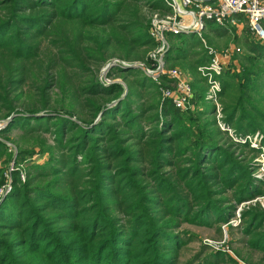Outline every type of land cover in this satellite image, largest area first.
I'll use <instances>...</instances> for the list:
<instances>
[{
  "label": "trees",
  "instance_id": "1",
  "mask_svg": "<svg viewBox=\"0 0 264 264\" xmlns=\"http://www.w3.org/2000/svg\"><path fill=\"white\" fill-rule=\"evenodd\" d=\"M159 11L171 8L164 0H0V153L7 142L17 153L9 171L0 168V192L11 187L0 198V264H177L183 223L229 224L238 205L264 196L256 162L264 154V43H242L246 53L224 73L220 93L227 128L240 139L258 135L255 148L228 140L205 99L198 68L209 60L208 35L169 36L182 46L166 61L194 79L191 110L163 97L170 80L159 85L129 68L152 66L158 44L148 12ZM44 40L55 53L38 101L21 109L24 93L11 95ZM95 65L123 81L105 85ZM68 66L89 78L75 86ZM17 128L34 147H23L24 135L26 144L11 138ZM242 218L250 245L264 253V208L257 203Z\"/></svg>",
  "mask_w": 264,
  "mask_h": 264
},
{
  "label": "rangeland",
  "instance_id": "2",
  "mask_svg": "<svg viewBox=\"0 0 264 264\" xmlns=\"http://www.w3.org/2000/svg\"><path fill=\"white\" fill-rule=\"evenodd\" d=\"M148 16L150 17L149 12ZM166 16V12H160L159 14L160 18H165ZM211 27V25L207 26V31L204 33V35H208L207 38L212 42L211 47L215 48L218 52H223L226 49H231L234 47H240L241 51L239 54L241 55L246 53V49L242 45L246 39L252 42L257 41L251 32L247 19L244 16L239 17L238 24L236 26H231V28L229 27V29L217 26L211 30ZM185 39L187 38L185 37ZM168 40L171 47L182 46L181 42L172 37H168ZM110 52H112V50ZM54 53V47L51 46L47 40H44L41 45L40 56L36 60L37 62L34 65L28 67V71L23 83H21L11 95V97L15 98V96L18 94L24 93L23 96L16 102L17 106H19L21 109H27L28 106H32L38 101V86H40L43 83V79L47 77L46 64L48 57L52 56ZM110 55L111 53L109 56ZM237 55L232 56L231 60L228 62L226 72L230 71L233 74L234 71H237L235 66L236 62L239 63ZM92 68L96 74H99L107 68V65L100 67L95 65ZM166 69L169 71L179 69L183 72L187 80L191 81V83L194 81L191 73L186 69L185 66L181 64H174L166 61ZM55 72L56 70H53L52 74ZM66 73L75 86L83 84L89 78V74H83L73 66H68L66 68ZM113 79L119 82L123 81L120 78V75L115 76ZM52 90L53 96H56L54 93L59 92L58 88L56 87H54ZM55 98L58 100L61 99L60 96ZM191 109L192 108H189V110ZM194 109L193 111H195ZM4 113L5 112H0V116L4 115ZM233 131L235 132V130ZM233 131L226 132L227 139L235 142L231 137V135L234 134ZM22 135L25 136V139L29 143L20 139ZM11 138L19 139L21 140V143H28L23 147H34V142L29 141L30 136L21 129H14L11 133ZM46 138L50 144L54 143L50 135H47ZM14 145H16V143L7 142L6 151L0 153V168H5L7 171H9L11 167L14 166L15 161L13 160L17 157L16 148ZM251 154L252 153L249 151H246V156L249 158L253 157V154ZM29 160L31 159L25 161V165L32 163L31 161L29 162ZM32 160L37 161L38 163H44L47 160V156L41 157V155H35ZM256 162H260L259 164H262L259 166V170L257 171V177L264 179V161L262 155H259V157L256 158ZM4 193L8 192L5 190ZM230 196L231 193H228L226 197ZM257 203L261 204V206L264 208V196L238 205L235 211V217L230 221L229 224H214V222L211 226H201L198 223L193 222L183 223L178 231L181 237L185 239L186 245L180 249V255L177 264H235L233 263V260H235L238 264H264V253L255 250L250 245L249 242L251 238L245 232L247 220L245 221L242 218L243 212L250 209L252 206L257 205ZM217 252H221L223 254L219 256Z\"/></svg>",
  "mask_w": 264,
  "mask_h": 264
},
{
  "label": "built area",
  "instance_id": "3",
  "mask_svg": "<svg viewBox=\"0 0 264 264\" xmlns=\"http://www.w3.org/2000/svg\"><path fill=\"white\" fill-rule=\"evenodd\" d=\"M164 1L171 8V13H166L165 18L159 17L160 12L150 13V37L158 44L150 52V60L153 64L151 67L142 64L134 65L138 66L147 77L159 85H162L165 78L170 80V88H162L161 90L163 97L172 100L176 108L186 111L192 107L191 102L195 92L191 81L185 78L182 71L166 69V55L171 50L168 37L195 34L202 38L207 31L209 22H213L218 27L229 29V27L238 24L239 17L244 16L257 41L264 43V0H217L213 4L195 0ZM205 47L208 51L209 60L206 65L198 68V73L206 86L205 99L214 107V114L219 127L225 132H231L233 130L227 128L224 122L225 115L220 93L222 91V77L226 72L227 64L232 56L239 54L241 48L234 47L218 52L213 47ZM102 81L105 85L119 82L107 77V69L102 73ZM5 126V123H0V130L4 129ZM231 137L235 142L246 143L249 141L253 147H259L258 135L253 139L250 136L240 139L234 132ZM262 158L264 161V154ZM21 179L22 181L26 180L25 173L21 175ZM5 190L6 192L11 190L9 184L0 192V198L5 195Z\"/></svg>",
  "mask_w": 264,
  "mask_h": 264
},
{
  "label": "water",
  "instance_id": "4",
  "mask_svg": "<svg viewBox=\"0 0 264 264\" xmlns=\"http://www.w3.org/2000/svg\"><path fill=\"white\" fill-rule=\"evenodd\" d=\"M195 1H198V2H204V3H206V4H210L213 0H195ZM109 68H110V67H109ZM129 68L138 69V66L133 65V66H129Z\"/></svg>",
  "mask_w": 264,
  "mask_h": 264
}]
</instances>
